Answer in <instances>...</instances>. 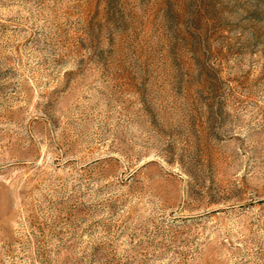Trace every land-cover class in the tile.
Listing matches in <instances>:
<instances>
[{
    "label": "rangeland",
    "instance_id": "rangeland-1",
    "mask_svg": "<svg viewBox=\"0 0 264 264\" xmlns=\"http://www.w3.org/2000/svg\"><path fill=\"white\" fill-rule=\"evenodd\" d=\"M0 264H264V0H0Z\"/></svg>",
    "mask_w": 264,
    "mask_h": 264
}]
</instances>
